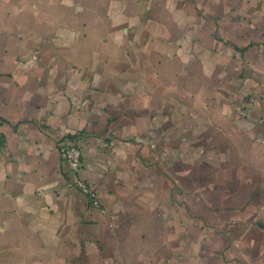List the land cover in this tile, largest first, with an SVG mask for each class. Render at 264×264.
Returning a JSON list of instances; mask_svg holds the SVG:
<instances>
[{"label":"crops","instance_id":"crops-1","mask_svg":"<svg viewBox=\"0 0 264 264\" xmlns=\"http://www.w3.org/2000/svg\"><path fill=\"white\" fill-rule=\"evenodd\" d=\"M0 264H264V0H0Z\"/></svg>","mask_w":264,"mask_h":264},{"label":"built area","instance_id":"built-area-1","mask_svg":"<svg viewBox=\"0 0 264 264\" xmlns=\"http://www.w3.org/2000/svg\"><path fill=\"white\" fill-rule=\"evenodd\" d=\"M62 149L63 157L68 168L76 175L71 185L77 187L86 196L90 206H100L101 199L93 185L89 181L79 177V172L82 167V148L80 143L76 140H70L63 145Z\"/></svg>","mask_w":264,"mask_h":264}]
</instances>
